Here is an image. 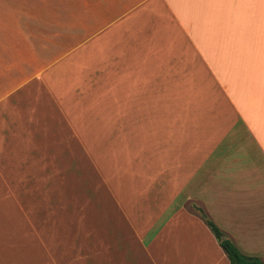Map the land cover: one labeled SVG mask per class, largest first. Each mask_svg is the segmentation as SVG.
Masks as SVG:
<instances>
[{"label":"crops","instance_id":"1","mask_svg":"<svg viewBox=\"0 0 264 264\" xmlns=\"http://www.w3.org/2000/svg\"><path fill=\"white\" fill-rule=\"evenodd\" d=\"M78 157L95 249L45 204ZM202 213L264 263V0H0V264H231Z\"/></svg>","mask_w":264,"mask_h":264},{"label":"rangeland","instance_id":"2","mask_svg":"<svg viewBox=\"0 0 264 264\" xmlns=\"http://www.w3.org/2000/svg\"><path fill=\"white\" fill-rule=\"evenodd\" d=\"M109 135L110 145H102V147L97 151L104 152L107 150L108 158L112 157L111 159L116 161L117 151L112 149V145L115 144L113 147H117L118 135H112L111 133L107 135L106 133L104 135L106 142ZM98 136L100 137L99 134ZM99 144L101 143L98 142L96 146H98ZM97 151L92 150L94 161H97V159L100 158ZM119 152L121 153V151ZM79 159H77L78 163L74 167L63 165L60 167L59 177L56 178L59 179V181L56 180L57 182L53 183L55 187L57 186L56 193L58 196L46 197L45 204L46 207L51 206L55 209V217H57L56 220L59 221L61 231H65L68 233L71 231L76 233V236L78 238L77 249L83 250L84 248H86L84 247V245L80 244L86 237H90L89 240L91 241V244L88 248L93 247L95 249V242L92 243L90 236L91 230H87L85 229V227L89 225L88 223L99 225L101 220V200H104L105 198H101V171L99 165L94 164L91 167L86 166L83 164L84 159ZM111 163L112 162L109 163L110 166ZM72 179L74 180L72 181ZM50 184H52V182H50ZM112 197L113 196L111 195H109V198L108 196H106L105 201L107 200L108 202L106 203L107 206H111V202H114ZM32 217L35 219V215H33ZM32 217L30 218V221H32ZM93 232L99 233V230L94 229ZM85 233H87L88 235L85 236Z\"/></svg>","mask_w":264,"mask_h":264},{"label":"trees","instance_id":"3","mask_svg":"<svg viewBox=\"0 0 264 264\" xmlns=\"http://www.w3.org/2000/svg\"><path fill=\"white\" fill-rule=\"evenodd\" d=\"M201 216L206 220L214 236L229 257L231 264H264L259 258L243 254L231 240L225 237L223 231H221L214 222L208 219L206 214L202 213Z\"/></svg>","mask_w":264,"mask_h":264}]
</instances>
